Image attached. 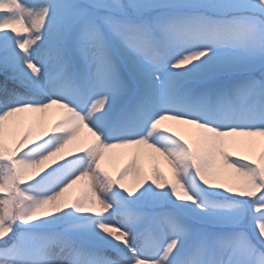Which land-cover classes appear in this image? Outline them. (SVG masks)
Instances as JSON below:
<instances>
[{"label":"snow or ice","instance_id":"6c2138e0","mask_svg":"<svg viewBox=\"0 0 264 264\" xmlns=\"http://www.w3.org/2000/svg\"><path fill=\"white\" fill-rule=\"evenodd\" d=\"M0 264H264V0H0Z\"/></svg>","mask_w":264,"mask_h":264},{"label":"rangeland","instance_id":"374dc122","mask_svg":"<svg viewBox=\"0 0 264 264\" xmlns=\"http://www.w3.org/2000/svg\"><path fill=\"white\" fill-rule=\"evenodd\" d=\"M116 151L120 152V151H125V150H116ZM125 158L126 157H121V158L116 159L112 163L107 164L108 170L112 172L113 175L117 174V169H119L120 166L124 163ZM164 169L166 172L169 171L166 165H164Z\"/></svg>","mask_w":264,"mask_h":264}]
</instances>
